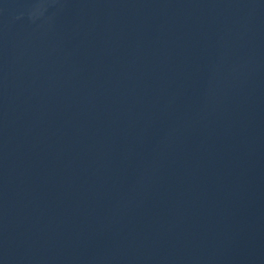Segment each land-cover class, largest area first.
<instances>
[{
	"label": "water",
	"instance_id": "95a60500",
	"mask_svg": "<svg viewBox=\"0 0 264 264\" xmlns=\"http://www.w3.org/2000/svg\"><path fill=\"white\" fill-rule=\"evenodd\" d=\"M0 264H264V0H0Z\"/></svg>",
	"mask_w": 264,
	"mask_h": 264
}]
</instances>
